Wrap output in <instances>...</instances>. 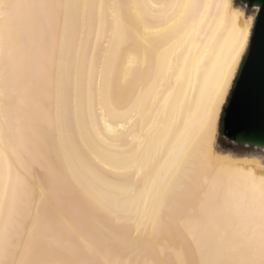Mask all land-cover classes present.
Returning a JSON list of instances; mask_svg holds the SVG:
<instances>
[{"label":"snow or ice","instance_id":"obj_1","mask_svg":"<svg viewBox=\"0 0 264 264\" xmlns=\"http://www.w3.org/2000/svg\"><path fill=\"white\" fill-rule=\"evenodd\" d=\"M143 7L0 0V264H264V158L245 162L216 147L222 123L224 135L236 140L264 133V47H249L232 0L151 5L160 10L151 18L139 11ZM82 30L90 40L95 35L96 48H75ZM193 40L199 41L193 44L198 54L204 48L203 59H192L191 49L184 57ZM165 51L174 60L183 57L180 75L193 100L185 99L173 121L172 167L162 182L149 186L155 161L122 155L119 141L101 129L88 146L90 157L75 153L93 178L90 188L75 186L60 165L48 174L21 166L40 151L20 133L22 120L33 123L28 109L47 112L63 136L74 77L77 92L87 81L90 105L99 98L101 108L105 101L118 108L125 54L143 52L151 70L159 68ZM47 155L53 156L51 145ZM184 185L200 193L207 211L188 213L191 205L179 202L169 206L176 187ZM137 193L155 204L152 231L143 235L122 219L128 197ZM173 230L179 246L163 247L161 237Z\"/></svg>","mask_w":264,"mask_h":264},{"label":"bare ground","instance_id":"obj_2","mask_svg":"<svg viewBox=\"0 0 264 264\" xmlns=\"http://www.w3.org/2000/svg\"><path fill=\"white\" fill-rule=\"evenodd\" d=\"M80 2L97 5L130 3L148 6L139 9V11L151 18L153 13L160 11L151 8V5L171 4L179 2V0H80ZM202 2L213 4L219 0H202ZM232 2L235 9L241 13V25L247 29L248 44H250L256 10L249 13L244 5L237 4L235 0ZM99 11L98 8L97 14ZM245 19H247V25H244ZM155 23L156 26H163L159 21ZM99 30L100 25L97 23V31ZM100 39L103 43V32L100 34ZM194 43L198 44L199 41L187 42L184 57L188 56L187 49H191L192 59H203L204 48L201 47L198 54L193 47ZM204 43L207 44L209 41L205 40ZM81 44L85 51H88L90 44L92 48H96L95 35H92L90 40L89 33L82 30L75 41V48L79 50ZM223 46L224 41H221L218 47ZM130 59H132L133 66L128 68ZM88 62L91 65L90 51L88 52ZM151 63V58H149V64ZM182 67L183 57L179 61L174 60L171 53L167 51L164 52L160 60L159 68L151 70L145 67L143 52L126 53L119 69L122 90L116 97V103L120 105L118 108L107 101L101 108L99 98H97L94 106L90 105L87 81L83 82V87L77 92L74 77L72 106L68 126L63 136L47 112H40L35 108L28 109L33 123L22 120L19 125L20 133L30 138L34 145H38L40 151H37L29 159L22 160L21 166L26 165L29 169L35 167L42 173L48 174L55 169L56 165H60L63 172L72 177L75 186L90 188L93 184V178L81 167L75 158V153L80 151L90 157L91 153L88 152V146L96 135L95 130L101 129L105 136L113 137L119 141L122 155H139L142 158L155 161V166L146 180L149 186L153 183L159 184L172 167L168 153L171 150L169 135L173 132V121L180 118V105L184 103L185 99L189 102L193 100V93L189 89L188 81L180 75ZM126 73L128 75L127 81H125ZM193 85H195L194 79ZM49 145L53 149L52 157L47 155ZM216 147L218 153L245 162L259 161L264 158L260 154H234ZM144 183L145 179H142L141 187ZM39 191L40 188L37 185L36 192L39 193ZM46 201L53 203L51 195L46 196ZM128 201V212L122 216V219L134 231H139L142 235L145 232L151 233V217L155 207L153 200L146 194L141 196L137 193L129 196ZM175 202L190 204L191 207L187 208L188 213H200L208 210L201 206L200 193L188 185L176 187L173 198L169 200V206H174ZM165 215L167 216L169 213L165 211ZM161 244L165 248L178 247L180 244L179 235L173 230L170 236L161 237Z\"/></svg>","mask_w":264,"mask_h":264},{"label":"water","instance_id":"obj_3","mask_svg":"<svg viewBox=\"0 0 264 264\" xmlns=\"http://www.w3.org/2000/svg\"><path fill=\"white\" fill-rule=\"evenodd\" d=\"M240 2L246 7H252L256 10L255 15V24L253 28V32L250 38L249 47L259 51L262 47H264V0H240ZM243 67V63L241 68ZM225 139L236 143L243 144L248 146H254L260 149H264V133L257 130L256 132L246 135L239 140L232 139L230 136L224 135Z\"/></svg>","mask_w":264,"mask_h":264},{"label":"rangeland","instance_id":"obj_4","mask_svg":"<svg viewBox=\"0 0 264 264\" xmlns=\"http://www.w3.org/2000/svg\"><path fill=\"white\" fill-rule=\"evenodd\" d=\"M235 2L237 4L243 5L240 2V0H235ZM245 8L249 13H251V12L253 13L255 11V9L252 7H246L245 6ZM255 20H256V18H255ZM254 24H255V21H254ZM254 24L252 27V32H253ZM242 63H241V66H242ZM217 146L221 150L229 151V152H232L234 154H251V153H253V154H260L264 157V149H260V148L254 147V146H248V145L233 143V142L224 138L222 130L220 133V138H219V142H218Z\"/></svg>","mask_w":264,"mask_h":264},{"label":"trees","instance_id":"obj_5","mask_svg":"<svg viewBox=\"0 0 264 264\" xmlns=\"http://www.w3.org/2000/svg\"><path fill=\"white\" fill-rule=\"evenodd\" d=\"M221 130L224 131V126L223 123L221 124Z\"/></svg>","mask_w":264,"mask_h":264}]
</instances>
